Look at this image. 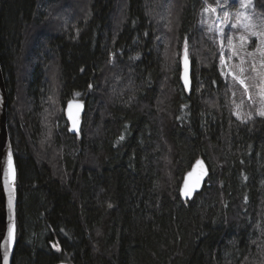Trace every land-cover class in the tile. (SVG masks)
<instances>
[{"label":"trees","instance_id":"1","mask_svg":"<svg viewBox=\"0 0 264 264\" xmlns=\"http://www.w3.org/2000/svg\"><path fill=\"white\" fill-rule=\"evenodd\" d=\"M204 3L218 4L0 0L11 264H264V117L227 108L219 51L198 28ZM254 4L264 13V0ZM187 44L199 49L190 94L179 77ZM53 71L60 114L51 134ZM75 95L86 99L80 140L64 116ZM199 157L209 176L184 203L179 189Z\"/></svg>","mask_w":264,"mask_h":264},{"label":"rangeland","instance_id":"2","mask_svg":"<svg viewBox=\"0 0 264 264\" xmlns=\"http://www.w3.org/2000/svg\"><path fill=\"white\" fill-rule=\"evenodd\" d=\"M215 6L205 4L200 12L199 25L198 28L204 30L208 42L219 51L220 58V73L223 80L227 83V92L225 96V102L227 108L239 119H252L255 116H260L258 114L260 110V97H259V85L261 80L257 76L256 72L251 70V65L253 62L256 64L258 72L264 73V67H261V61L264 57L261 56L258 48L260 46V40H264V36L259 37L249 36L248 31L245 30L241 25L244 24H256L260 25L261 20H264V13L257 11L255 8L254 0H250V5L247 8L242 7L241 0H217ZM74 8V7H73ZM215 8V12L211 9ZM240 12H245L251 17V20H244L242 17L238 20L237 14ZM88 14V5L85 3L82 7L76 9V19L75 21H80L82 16ZM227 16V19L225 18ZM74 21V23H75ZM236 23L237 27H232V24ZM258 31H264V26L258 29H253ZM245 36L248 43H244L240 37ZM205 37V35H204ZM231 41V44L229 43ZM243 45V48L241 47ZM174 44L170 47L169 63L175 66V61L179 58V53L175 50ZM187 49L189 58L192 59L191 55L194 56L198 53V48L195 44L190 47L188 44L184 46ZM204 50V46L202 47ZM206 48V46H205ZM183 50V49H182ZM236 51L238 55H233ZM183 54V52H181ZM201 53V51H200ZM249 53H253L249 56ZM182 56V55H181ZM27 55L23 53V59L19 63L18 70H25L24 64L26 63ZM241 59L245 61L243 67L246 69L244 73L240 72ZM200 63V62H198ZM233 74L237 77L244 79L245 84L242 85L238 79L233 78ZM54 71L51 72L50 82L51 89L53 90L52 96L49 103V120H53L50 124V133L54 130V125L57 117L60 114L59 102L57 101V85L55 81ZM50 84V83H49ZM245 85L248 87V91L245 90ZM251 94V99L249 98ZM76 99H81L79 95L74 96ZM215 105V103H213ZM262 117V116H260Z\"/></svg>","mask_w":264,"mask_h":264},{"label":"water","instance_id":"3","mask_svg":"<svg viewBox=\"0 0 264 264\" xmlns=\"http://www.w3.org/2000/svg\"><path fill=\"white\" fill-rule=\"evenodd\" d=\"M187 52V61L185 55ZM180 83L187 94L191 93L192 89V62L189 58L188 51L185 48L180 59ZM185 78H187L188 84L185 85ZM71 105V108L69 107ZM7 107H8V92L6 88L5 78L2 71L0 63V264H4L5 248L8 246V229L10 226L13 227L14 239H15V208H16V198H15V187L11 185L6 188L5 181L8 179V157L11 154L12 166L15 172L12 146L8 134L7 128ZM71 112V118L69 113ZM86 113V99H76L72 98L68 100L64 107V116L68 122V133L72 136L77 137L79 140L82 138L81 131L84 122V117ZM73 121H75V127L73 126ZM197 161H200V165H197ZM189 173L193 175L189 177ZM200 176V182L198 186L194 188L191 192L190 197L182 195V190L185 188V182L187 181L189 186L193 183L195 178ZM209 176V167L202 157H199L191 166V168L185 173L180 189L179 195L182 202L187 203L194 199V197L199 194ZM14 190L12 207H9V191ZM14 240L10 245L8 251V262H12ZM67 264V263H60Z\"/></svg>","mask_w":264,"mask_h":264},{"label":"snow or ice","instance_id":"4","mask_svg":"<svg viewBox=\"0 0 264 264\" xmlns=\"http://www.w3.org/2000/svg\"><path fill=\"white\" fill-rule=\"evenodd\" d=\"M241 4H242V7L247 8L250 5V0H241ZM211 11L215 12V8L211 9ZM241 17L244 20H248V21L251 20V17H249V15L245 12H240L237 14L238 20ZM225 18L227 19V16ZM241 26L244 27L246 31H248L249 36H256L258 39H259V37L264 36V31L253 30V29H258L261 26H264V20H261L260 25L250 23V24H244ZM232 27H234V28L237 27V24L236 23L232 24ZM240 39L245 44L248 43V40L245 36H241ZM229 43L231 44V41H229ZM259 44H260V46L258 48V51H260L261 56L264 57V40H260ZM241 47L243 48V45H241ZM233 55H238V53L236 51H234ZM252 55H253V53H249V56H252ZM185 59L187 61V52L185 55ZM244 63H245V61L243 59H241V66H240V72L241 73H244L246 71V69L243 67ZM261 67H264V60L261 61ZM251 70L253 72H256L257 76H259V78L261 80V83L259 85V88H260L259 97H260L261 107H260L258 114L260 116L264 117V73L257 71L255 62H253V64L251 65ZM233 78L238 79L242 85L245 84L244 79L237 77L235 74H233ZM187 84H188V81H187V78H185V85L187 86ZM245 90H246V92L248 91L247 85H245ZM249 98L251 99V94H249ZM69 107L71 108V105H69ZM69 115L71 118V112L69 113ZM237 118L238 119L240 118V116L238 114H237ZM250 118L251 117L249 116V119ZM73 126L75 127V121H73ZM197 165L198 166L200 165V161H197ZM192 175H193L192 173H189V177H191ZM7 176H8V179L5 181V185H6V188H9L11 185H14V182H15V172H14V169L12 166L11 154H9V157H8ZM200 179H201V177L197 176L195 178V180L193 181V183L191 184V186H189L188 182L186 181L185 182V188L182 190V195H184L186 197H190L192 190H194V188L196 186H198ZM13 192H14V190L9 191V207L10 208L12 207ZM13 240H14V231H13V227L10 226L8 229V246H6V248H5L4 264H7V262H8V251L10 249V245H11Z\"/></svg>","mask_w":264,"mask_h":264}]
</instances>
